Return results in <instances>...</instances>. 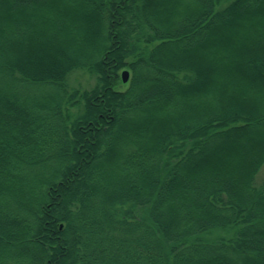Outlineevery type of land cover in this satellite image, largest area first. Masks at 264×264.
Returning <instances> with one entry per match:
<instances>
[{
    "label": "trees",
    "instance_id": "1",
    "mask_svg": "<svg viewBox=\"0 0 264 264\" xmlns=\"http://www.w3.org/2000/svg\"><path fill=\"white\" fill-rule=\"evenodd\" d=\"M156 1L0 0V264H264V0Z\"/></svg>",
    "mask_w": 264,
    "mask_h": 264
},
{
    "label": "rangeland",
    "instance_id": "2",
    "mask_svg": "<svg viewBox=\"0 0 264 264\" xmlns=\"http://www.w3.org/2000/svg\"><path fill=\"white\" fill-rule=\"evenodd\" d=\"M166 4L167 3L164 0H157L153 9L160 11L166 6ZM124 69H129V68H124ZM130 77H131V70H130ZM66 83L70 89L72 88L89 89L96 84V75L86 71L85 69H81V68L75 69L71 71L67 76ZM127 85H128V81L126 82L121 81L119 84V88L125 89ZM73 109L75 112L78 111L77 107ZM263 180H264V164L262 165V167L255 176V183L260 184Z\"/></svg>",
    "mask_w": 264,
    "mask_h": 264
},
{
    "label": "water",
    "instance_id": "3",
    "mask_svg": "<svg viewBox=\"0 0 264 264\" xmlns=\"http://www.w3.org/2000/svg\"><path fill=\"white\" fill-rule=\"evenodd\" d=\"M121 75H122V80H123L124 82H126V81L129 80V77H130V71H129L128 69H123Z\"/></svg>",
    "mask_w": 264,
    "mask_h": 264
}]
</instances>
